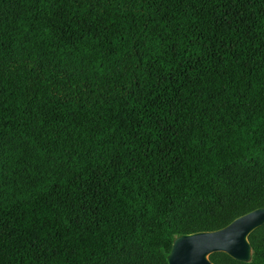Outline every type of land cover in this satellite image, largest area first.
Returning a JSON list of instances; mask_svg holds the SVG:
<instances>
[{
    "label": "trees",
    "instance_id": "1",
    "mask_svg": "<svg viewBox=\"0 0 264 264\" xmlns=\"http://www.w3.org/2000/svg\"><path fill=\"white\" fill-rule=\"evenodd\" d=\"M258 208L264 0H0V264H167Z\"/></svg>",
    "mask_w": 264,
    "mask_h": 264
},
{
    "label": "water",
    "instance_id": "2",
    "mask_svg": "<svg viewBox=\"0 0 264 264\" xmlns=\"http://www.w3.org/2000/svg\"><path fill=\"white\" fill-rule=\"evenodd\" d=\"M262 225L264 208H258L219 230L178 236L172 242L167 264H214L209 259L213 253H225L236 261L249 263L252 250L248 236Z\"/></svg>",
    "mask_w": 264,
    "mask_h": 264
}]
</instances>
